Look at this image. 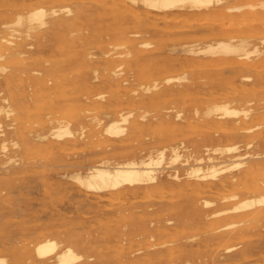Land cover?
Returning a JSON list of instances; mask_svg holds the SVG:
<instances>
[{"label": "bare ground", "instance_id": "6f19581e", "mask_svg": "<svg viewBox=\"0 0 264 264\" xmlns=\"http://www.w3.org/2000/svg\"><path fill=\"white\" fill-rule=\"evenodd\" d=\"M88 1L87 3L74 4L67 3L68 0H0V8L3 9L0 20L1 18L5 20L0 24V74L2 73L6 77L11 68L10 65L17 64L18 71L30 74L34 83V94H44L42 89L55 91L62 85L71 83L75 86L74 91L71 94L63 92V97L72 98L78 94L90 104L77 110L76 107L75 111H69L67 119L57 124L52 121V118L40 117L42 113L47 115L54 111L56 105L52 100L43 104L36 103L33 109L29 106L17 109L11 103L9 104L7 97L0 98V114H4V117H0V168L6 169L3 173L9 175L20 170L31 169V164L19 154V151L13 149L9 151L8 148V127L16 128L17 124L26 122V118L34 119L30 120V124L37 125V128L32 127V134H24L20 131L24 139L23 143L27 148H30L32 144H44L51 150L64 151L69 146L78 145V142L85 139V146L97 153L111 152L115 154L128 146L127 142L131 141L134 135L142 133L145 129L147 110L141 114H134L133 110L137 106L136 99H139L141 104H153L161 98L166 100L171 97L184 100L196 92L209 90L212 95L214 94L213 97L218 96V99L227 101L209 105L204 111H201L202 115L212 125L220 129L217 131L224 130L229 134L244 137L245 150L241 151L238 144L233 142L225 146L226 151L232 153L230 156L217 157L213 156L210 151L216 153L222 149L210 147L208 143H205L203 144L204 153H200L192 159V155H184L179 144L177 119L187 120L190 116L186 112V108L179 107L175 111L159 112L158 118L161 121V127H159V123L160 129L158 128L159 132L156 133L158 140L155 144L130 154L128 152V155L123 159L114 162L110 160L111 156H99L101 158L91 162L86 170L78 171L77 169L73 179L78 186L86 189V196L92 195L90 193L92 191H94L93 194L95 192L98 194L111 190L115 194L109 195H115L116 198L127 197L129 194L135 195L140 189L147 191V194L149 189L159 188L164 181L171 180L179 185V191H183L185 188L190 190L194 194L192 206L203 208V210L208 208L205 211L209 216L229 211H241L242 218L254 209L256 212L257 206L262 205L263 207L264 149L257 148L260 145L257 142L264 141V103L253 104L251 99L243 97L237 105H231L228 95H232L234 92L227 94L220 91L216 81L202 83L197 79L202 74L221 76L226 70H230L235 75L234 80L238 79L241 82V91L247 93L256 85L264 87V0ZM101 12L109 14L115 20L112 21V25L111 23L100 24L97 21L93 24L92 21L88 23V20H94L95 13ZM8 13L14 15L7 18ZM200 19H204V21L206 19V21L202 22ZM158 23H164L166 26L163 28L160 25L161 28ZM203 25L205 27H202ZM188 29H193L194 32L184 35L183 33ZM66 30L68 33L62 34ZM170 35L176 37L173 38ZM106 38H115L119 42L112 43L114 46L111 48L99 47V42ZM154 38H158L159 41H155ZM167 39L171 40V45L169 43L167 45ZM35 41L48 42L50 50L46 54L41 53L37 62L29 65L26 63L28 58L25 54L30 52ZM88 44H91V47H99V53L90 51L91 47H88ZM167 46H172L169 48L170 56L176 54L184 56V58L178 59V62L172 65L160 64L157 59L159 51ZM86 63L91 64L93 68L91 73L85 76L84 83L97 81L113 86L111 94L106 90H98L93 84L81 87L80 83L83 82L79 79L80 75L73 77L74 75L66 72L69 67ZM231 85L233 86V84ZM228 91L230 92V90ZM9 95L11 98L15 96L12 91ZM60 96L62 97V95ZM122 96H127L128 102L129 100L133 101L130 110L127 112H124L123 108L116 110L113 117L105 123L96 112L97 109L101 104L109 102L113 98L122 102ZM116 108L118 107L116 106ZM195 112L198 113L200 110L197 109ZM25 113H28V116ZM197 113L195 114L197 115ZM227 117L230 118V123L223 120ZM6 118L10 120H6ZM112 134L114 136L123 134L125 137L111 140L110 135ZM52 138H56V140ZM13 144L18 145V142ZM81 144L83 145V143ZM167 156H169V162L173 164L184 157L185 166L169 165L167 170L160 169L159 166ZM57 157L56 154L54 158ZM232 157L233 159H230ZM59 158L62 156L59 155ZM72 165L75 164L72 163ZM80 165L83 164H77V166ZM235 167L241 169V174H227L219 181H210L209 178H215L219 173L235 169ZM247 179L254 180L257 184L258 180L263 183L258 188L254 185L257 191L260 190L259 196L244 197L236 202L214 204L209 194L206 193L214 187L222 188L226 184L232 185L237 180L243 183V180ZM245 182L247 183V181ZM235 184L231 187L237 186ZM229 189H227L229 193L231 190L235 191V189ZM225 192L226 190L224 194ZM219 196L221 197V195ZM236 196V194L232 195V197ZM98 197L104 196L98 195ZM137 199H141V197ZM121 202L120 200L119 203ZM147 208L146 210H148ZM171 211L173 218H169V222L172 219L179 221L186 215L183 213L185 209L180 207L172 208ZM259 212L261 213L259 210L256 214ZM140 216L142 215L140 214ZM208 223H212V221ZM235 224L237 225V223H231L228 224L229 226H225L231 227ZM209 225L211 228V224ZM225 226L222 228H226ZM140 228L142 233L147 231L145 225L138 226V232H140ZM169 228L171 227L164 223L156 230L164 236L168 234ZM232 230L223 233L224 238H232L234 234ZM136 232L137 229L133 228L132 235ZM72 234L75 232L71 231L70 235ZM148 234L147 241L145 240L146 246L152 248V251L147 252L145 257L143 255L145 264H180L177 259L178 252L185 249L183 242L178 238L170 240L161 238L153 241L149 239L155 236L153 232L150 231ZM240 236L238 235V238ZM239 244L240 242L228 245L226 251L230 255L249 251V248L237 250ZM62 245L57 236L39 232L38 238L33 244V251L31 247L25 248V257L32 260L33 264H112V262L114 264H129L131 254L139 250L131 248L127 254H117L111 260L99 258L92 261L93 256L86 254L85 245H82L81 252L75 250L71 245ZM25 261V259L16 260L10 264H24ZM5 262L2 258L0 263L4 264Z\"/></svg>", "mask_w": 264, "mask_h": 264}, {"label": "rangeland", "instance_id": "374dc122", "mask_svg": "<svg viewBox=\"0 0 264 264\" xmlns=\"http://www.w3.org/2000/svg\"><path fill=\"white\" fill-rule=\"evenodd\" d=\"M116 1L120 2L121 0ZM87 2L89 1L70 0L69 2L68 0L67 3L82 4ZM2 11L3 9L0 8V14L3 13ZM12 15L14 14L8 13L6 16L9 18ZM108 15L109 14L102 12L95 13L94 20H88V23L92 21L93 24V22L97 21L100 24L111 23L112 25V21L115 20L112 19L110 15ZM200 20L202 22L204 21V19ZM200 20H198V22H201ZM2 21L5 20L1 18L0 24ZM163 24L164 23H158V26L161 27L160 25H162L164 28L166 25ZM202 27L205 26L203 25ZM63 32L64 33L62 34H65L66 32L68 33L67 30ZM193 32V29H188L183 34L186 35ZM198 34L201 35V33ZM170 36L173 38L176 37L175 35ZM154 40L159 41L158 38H154ZM117 41L119 42V40L115 38H106L101 40L98 46H107L111 48L115 43H117ZM166 43L167 45L168 43L169 45L172 44L171 40L168 39ZM91 46V44H88V47ZM99 47H91L90 51L99 53ZM171 47L172 46H167V48L159 51L160 53L157 59L159 60L160 64L172 65L177 63L178 59H182V57L184 58V56H177L176 54L170 56L169 48ZM49 50L50 46L48 42L35 41V44L30 49V52L25 54L27 55L26 58L29 59H26V63L29 65L36 63L41 53L46 54ZM89 65L91 64L86 63L72 66L69 67L66 72L74 75L73 77L80 75L79 79L83 82L80 83L81 87L93 84L98 90H106L109 92V94H111L113 86L105 85L97 81H94V83H84L85 76H88L93 68L92 65ZM17 66V64H11V68L6 77L3 76L2 73L0 74V98L7 97L9 104L11 103L13 107L18 109V107L29 106L33 109L36 103L43 104L51 102L52 100V102H54L56 105L54 111L47 115L42 113L40 117L47 119L52 118L54 123L59 124L60 122H63L67 119L69 111H75L74 109L76 107L77 110L80 107L90 105L87 101H85L84 97H79L78 94L74 95L72 98H67L65 96L63 97V92L66 94H71L74 91L75 86L71 83L62 85L55 91L42 89L44 94H34V83L30 77V74L27 72L18 71ZM234 76V73H232L230 70H226L221 76L202 74L197 80L202 83H211L213 80L214 82L216 81V84H218L217 87L220 91L226 92L227 94H232L234 92V94H232L233 96L228 95V101L231 105H237V103L242 101L241 99L243 97H248L251 99L253 104L264 103V87L256 85L249 92H243L241 91V82L238 79L234 80ZM231 84H233L234 87ZM80 86H77V88H80ZM228 90H230V92ZM11 91L15 95L14 98H11L9 95ZM60 95H62V97ZM213 95L211 92H209V90H206L196 92L186 97L184 100H177L171 97L166 98V100L165 98L158 100L156 99L157 101L153 104H141L139 99H136L135 103L137 106L133 110V113L141 114L147 110L145 129L142 133L134 135L133 139L127 142L128 146L115 152V154L111 152L99 154L95 150L85 146V139L81 142H78V145L69 146L64 151H58L56 149L51 150V148L48 146L46 148V145L44 144H32L30 148H27L23 143L24 139L21 136L20 131H22L24 134H32V127L37 128L36 124H30V120L34 119L26 118L27 121L19 123V125L17 124L15 126L16 128L8 127L9 131H7V136L9 137V151L11 149L19 151V154H21L22 157L31 164V169L24 171L20 170L15 174L8 175L3 173L6 169L0 168V262L2 258L6 261L4 264H10L16 260L25 259L26 261L24 264H33L32 260L26 259L25 248L31 247L33 251L34 241L38 238L39 232H43L57 236L61 240L63 244L62 246L71 245L79 252L82 251V245H85L87 249L86 254L93 256L91 259L92 261H95L99 258L111 260L112 258H115L117 254H127V252L132 248L139 250L134 254H131L129 257V264H145L143 258L147 252L152 251V248H148L146 246V238H148V233L152 231L155 236L149 239L153 241L155 239L161 238L162 240L178 238V240L183 242L185 249H183L181 252H178L179 257L177 259L180 261V264H258V262L259 264H264V205L263 207L262 205L260 207H256V209L258 211L260 210L261 213L259 212V214H256L258 211L256 210L255 212L254 209V211H252L254 212L253 214L252 212L248 214L249 217H247V215L241 218V211H229L223 214L209 216L205 211L208 208H204L203 210V208H195L192 206L194 194L190 190L185 188L186 191L184 189L183 191H179V185L171 180L164 181L159 188L149 189L148 193L150 195L148 193L146 194L147 191L145 192L144 189H140L135 195H127L128 198L126 196L116 198L115 195H109L115 194L114 192L112 193L111 190L98 194L96 192L93 194L94 191H92L90 192L92 195L86 196V189L84 187L78 186V184H76L75 180L73 179V176L77 173V169L78 171L86 170L91 162L100 159L104 155L108 157L111 156L110 160H113L112 162H114L123 159L126 155H128V152L130 154L134 151L136 152L138 149L150 147L155 144L158 140L157 134L159 132L158 130L160 129L159 127H161V121L158 118V114H160L159 112L175 111V109L179 107L186 108V112L190 116L187 120L184 118L177 119V127L179 129V144L184 155H192V159L198 154L204 153L205 147L203 144L205 143H208L210 147L222 149L216 153L210 151L213 156L217 157L230 156L232 153L226 151L225 146L232 144L233 142L238 144L241 151L245 150L244 137L237 136L235 134H229L224 130L217 131L220 129L215 127V125H212V123L204 115H202L201 111H204V109H206V107L209 105H212L215 102L224 103L227 101L222 100L221 98L218 99V96L213 97ZM111 100L101 104L100 108H98L99 110L97 109L96 111L105 123H107L113 117V115L116 113V110L123 108V111L127 112L130 110V107L133 104V101L129 100L128 102L127 96H122V102H119L114 98ZM126 105L127 107H125ZM116 106L118 108H116ZM197 109H199L200 112H195ZM195 113H197V115ZM25 115L28 116V113H25ZM0 117H4V114H0ZM31 117L34 116L31 115ZM229 119L230 118L227 117L223 120L227 123H230L231 120ZM6 120L10 119L6 118ZM188 120H190V125L189 122H187ZM202 126L203 128L206 127V129L208 128L209 130L203 129ZM207 126H211V128ZM121 137H125V135H110L111 140H116ZM52 139L56 140V138ZM14 142H18V145H14ZM81 143H83V145ZM257 144H260L257 148L264 149V141L260 140L257 142ZM67 150L73 151L68 152ZM56 154L58 157L54 158ZM59 155L62 156V158H59ZM230 159H233V157ZM183 160L184 157L177 161V163L173 164L169 162V156H167V158L161 163V166L159 167L160 169L165 168V170H167L169 165H179L180 167H184L185 164ZM231 162L232 160L230 163ZM72 163L75 165H72ZM79 163H82L83 165L77 166ZM227 174H241V169L235 167V169L232 168L230 170L221 172L217 177L209 179L212 182H216ZM237 181H234L233 184L236 183L235 185L238 187L235 186L232 188L231 186L233 184H226L222 188L214 187L211 189V191H206V193L209 194L210 199L214 201V204L219 202H236L244 197H254L260 195V190L258 189L257 191L256 188H254V185H256L257 188L261 187L263 184L261 181L258 180L259 185L255 183L256 181L253 180V182L251 179L243 180V183L240 182V180ZM245 181H247V183ZM10 183L11 185H9ZM8 186L10 187L8 188ZM229 188L233 190L235 189V191L231 190L232 193L231 191L229 193ZM245 188L248 189L246 190ZM225 190L228 193L225 192L224 194ZM233 194H236L237 196L232 197ZM98 195L104 197L99 198ZM219 195H221V197ZM113 196L116 200L112 198ZM140 197L141 199H137ZM120 200L122 201L121 203H119ZM146 207H148V210H146ZM175 207L185 209V212L183 213H186V215H184V219L182 218L179 221L172 219L171 222H169L168 219L173 216V212H170V210ZM119 211L122 212L119 213ZM121 214H125L126 217L125 215L121 216ZM140 214L142 216H140ZM209 220L212 221V223H208L210 222ZM238 222H240V224H238ZM164 223H167V225L171 228H169L168 234L163 236L160 235L156 229L158 226ZM231 223H237V225L235 224L231 227H228V224ZM209 224H211V228L209 227ZM140 225H145L147 227V231L142 233L140 228V232H138V226ZM225 225L228 226L226 227ZM222 226H225L226 228H222ZM133 228L134 230L137 229V232L133 233L132 235ZM230 230L234 231L233 237L224 238L223 233ZM71 231H74L75 234L70 235ZM238 235H241L242 237L240 236L238 238ZM238 242H240V244L237 250L249 248V251L243 254H236L234 252L235 254L230 255V253L226 251V247ZM112 264L114 263L112 262Z\"/></svg>", "mask_w": 264, "mask_h": 264}]
</instances>
